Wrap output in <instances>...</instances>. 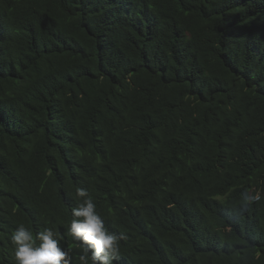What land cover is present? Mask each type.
I'll use <instances>...</instances> for the list:
<instances>
[{"label":"trees","instance_id":"trees-1","mask_svg":"<svg viewBox=\"0 0 264 264\" xmlns=\"http://www.w3.org/2000/svg\"><path fill=\"white\" fill-rule=\"evenodd\" d=\"M81 187L115 264H264V0H0V264Z\"/></svg>","mask_w":264,"mask_h":264},{"label":"clouds","instance_id":"clouds-1","mask_svg":"<svg viewBox=\"0 0 264 264\" xmlns=\"http://www.w3.org/2000/svg\"><path fill=\"white\" fill-rule=\"evenodd\" d=\"M76 195L82 198L71 209L72 220L67 232L82 249L81 264H115L120 258V241L127 240L125 232H112L97 211V204L86 188H77ZM264 199L260 191L241 193V206L258 203ZM58 230L45 227L33 234L24 224H19L10 235L14 246L15 264H72L69 251L61 247Z\"/></svg>","mask_w":264,"mask_h":264}]
</instances>
